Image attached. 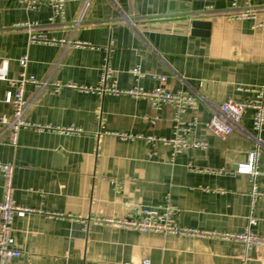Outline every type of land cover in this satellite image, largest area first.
Segmentation results:
<instances>
[{
	"label": "crops",
	"instance_id": "0c3cea01",
	"mask_svg": "<svg viewBox=\"0 0 264 264\" xmlns=\"http://www.w3.org/2000/svg\"><path fill=\"white\" fill-rule=\"evenodd\" d=\"M264 7V0H251ZM231 0H65L61 20L50 21L52 8L39 2L0 0V118L13 117L4 101L14 81L33 76L44 86L27 83V101L15 145L0 124V163L12 162L16 203L39 213L15 217L13 247L18 257L5 264H264V245L215 236H179L137 231L102 221L138 216L143 206L170 204L184 227L221 233L245 230L264 235V126L252 128L251 110L238 130L219 136L205 123L227 98L251 96L246 87L264 85V24L236 20ZM193 20L209 22L191 33L151 28ZM207 33L202 34L199 32ZM30 32L82 43L28 42ZM112 44L110 45V43ZM29 59L24 68L19 58ZM108 57L119 88L155 87L157 73L167 76L169 91L191 90L201 99L182 115L198 124L187 140L206 149L186 148L170 157L171 147L144 138L120 139L122 133L170 138L174 108L154 109L143 98L79 87L96 86ZM140 65L138 81L128 70ZM55 84H59L58 87ZM36 125L52 129H38ZM80 127L64 133L53 127ZM258 151L255 179L261 195L250 206L252 177L236 169ZM0 169V201L2 200ZM99 220V221H98ZM245 259V260H244Z\"/></svg>",
	"mask_w": 264,
	"mask_h": 264
},
{
	"label": "built area",
	"instance_id": "2783aa9c",
	"mask_svg": "<svg viewBox=\"0 0 264 264\" xmlns=\"http://www.w3.org/2000/svg\"><path fill=\"white\" fill-rule=\"evenodd\" d=\"M24 4L33 8L39 2L47 3L52 12L49 20H61L64 15V2L65 0H23ZM232 7H241L235 13L231 14V18L236 20H251L254 23V27L264 24V7H254L251 4V0H231ZM28 42H42L53 43L59 42L63 44H74L80 46L82 43L79 41H73L71 39L64 40L55 38H47L42 33L30 32L28 36ZM112 42L110 43V45ZM20 65L26 67L29 59L26 55L19 58ZM6 69V63L0 68V79L5 78L4 73ZM128 72L134 77L136 81L144 76L140 65L131 67ZM157 80V84L150 90L144 89L140 85H135L129 88H119L117 80L113 70L108 64V57L106 56V62L103 64L101 70V79L96 86L79 87L83 90H91L98 92L99 94L109 93L115 95L126 94L133 98L146 99L150 106L154 109L161 108L162 105L167 104L174 108L173 119L175 124L173 136L170 138L154 137L151 135L142 136L141 134L133 136L132 134L122 133L119 136L120 139H132V138H144L148 143H155L160 141L165 145L171 147L170 157L174 159L176 154L181 153L186 148H200L206 149L207 143L204 141H197L194 139L187 140L186 135L190 133L192 128L198 124L196 117H193L190 121H184L182 115L190 109H196L197 102L200 96L191 91L185 89H179L176 91H169L165 88L167 76L165 74L157 73L154 75ZM17 85L14 92L7 91L4 101L9 103L13 107V117L8 119L6 116L0 118V124H5L9 128V141L10 144L15 145L20 127L28 126L29 123L23 119L24 109L27 101L24 98V85L27 83L44 86L46 83H40L33 76H26L24 72L21 73V77L14 81ZM56 87L59 84H55ZM248 92H251V96L241 99V101L227 98L219 106L214 107L210 118L205 123L213 133L219 136H225V134L238 130L239 120L242 114L250 109L252 128L254 131L259 132L264 126V85H258L256 87L240 88ZM38 129H52L49 126L36 125ZM53 129L59 130L64 133H79L82 132L80 127H53ZM248 160L243 164H240L236 171L238 173H248L252 177L251 186V201L250 206L253 208L256 199L261 195L257 189L255 179L260 172L257 170L258 151H252L248 154ZM0 169L2 172V200L0 201V264H5L6 260L12 257H18L20 251L13 247L14 237L12 234V223L15 217L22 218L27 214L39 213L38 210L26 206H22L16 203L13 196V171L14 164L12 162L0 163ZM175 209L170 204L158 205V207L143 206L139 209L138 216H124V218H112L109 217L102 222L105 224L114 225L120 228H128L137 231H149L154 233H167L171 235L179 236H215L222 239H234L244 243L245 249L249 250L254 245H264V235L260 236L254 232V227L257 225V220L254 216L249 215L247 219V225L245 230L239 233H221L217 231H203L196 228H189L179 225L175 221ZM99 221V220H98ZM245 260V259H244ZM141 264H150L148 259H143ZM129 264V263H126Z\"/></svg>",
	"mask_w": 264,
	"mask_h": 264
},
{
	"label": "water",
	"instance_id": "95a60500",
	"mask_svg": "<svg viewBox=\"0 0 264 264\" xmlns=\"http://www.w3.org/2000/svg\"><path fill=\"white\" fill-rule=\"evenodd\" d=\"M191 27L190 32L195 34L198 33V29L199 27H208L209 26V22H201V21H197V20H193L192 22H176V23H170L166 26H161V25H153L151 28H156V29H162L164 31H170L172 30L173 32H180V33H184L187 31L188 27ZM202 34L207 33V30L205 32H199Z\"/></svg>",
	"mask_w": 264,
	"mask_h": 264
}]
</instances>
